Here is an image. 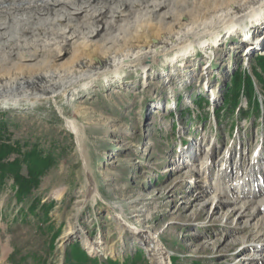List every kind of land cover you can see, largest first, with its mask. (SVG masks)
Listing matches in <instances>:
<instances>
[{"label": "rangeland", "instance_id": "rangeland-1", "mask_svg": "<svg viewBox=\"0 0 264 264\" xmlns=\"http://www.w3.org/2000/svg\"><path fill=\"white\" fill-rule=\"evenodd\" d=\"M261 8L252 11L264 22ZM255 16L230 20L233 28L245 26L250 41L239 31H220L219 45L207 49L211 58L195 45V52L174 66L168 63L174 52H168L146 70L126 66L96 77L83 76L81 68L57 71L52 98L26 89L0 100V142L19 145L21 155L35 147L54 160L39 185L21 198L11 174L0 183V264H151L138 233L157 235L171 264H247L244 258L255 254L250 247L260 228L236 230L234 217L211 216L220 204L209 186L214 179L228 187L238 162L244 173L255 150L263 155L264 91L252 72L261 53L253 48L264 46V23L254 22ZM57 52L53 63L62 59ZM241 53H252L246 69ZM22 74L9 79L23 82ZM236 74L252 77L250 97L232 85ZM145 76L147 87L142 85ZM66 119L77 127L78 139ZM201 135L209 140L196 154L189 139ZM182 139L187 146L177 153ZM206 148L211 162L201 160ZM182 152L192 155L180 165ZM228 153V177L214 175ZM17 157L11 154L6 162ZM194 159L197 166L189 163ZM207 163L214 164L213 173L199 180L194 168ZM262 163L254 165L258 175L264 158ZM20 174L27 175L25 164ZM88 174L97 187L94 195L88 194ZM224 203L220 209L229 212ZM91 246L101 251L90 252Z\"/></svg>", "mask_w": 264, "mask_h": 264}, {"label": "bare ground", "instance_id": "bare-ground-1", "mask_svg": "<svg viewBox=\"0 0 264 264\" xmlns=\"http://www.w3.org/2000/svg\"><path fill=\"white\" fill-rule=\"evenodd\" d=\"M263 6L264 0H0V100L8 101L17 91L26 89L40 90L44 96L52 98L55 83L51 79L57 71L67 73L81 68L83 76L96 77L126 66L137 65L146 70L151 61L164 57L168 52H174L175 57L168 60L174 66L177 59L193 54L195 45L211 58L212 52L207 49L219 45L222 40L218 36L220 31L224 30V34L229 35L239 31L250 41L245 26L242 29L233 28L230 20L243 22L255 16L256 10H261ZM254 22L258 25L264 23L261 16H255ZM205 36H209L211 41H203ZM181 38L192 43L181 45L177 42ZM57 51L63 57L53 63L51 58L58 56ZM48 55L50 59L43 62V57ZM34 57H39V60H33ZM19 73L24 74L21 76L24 83L18 78L9 79ZM208 76H211L210 72ZM149 84L145 76L142 85L147 87ZM66 120L67 127L78 139L77 127ZM257 150L250 157L249 170L242 173L243 164L238 162L236 174L230 177L233 180L228 178V187L222 188L221 180L215 182L214 179L209 186L217 194L214 200L217 199L220 206L225 201L230 205L229 212H223L218 206L211 216L221 213L228 221L234 217L236 230L251 226L254 231L260 228L250 247L255 254L244 258L247 264H264V172L258 175L254 170L261 162V151L257 153ZM209 153L210 148L200 152L203 162L210 161ZM188 155L192 154L181 153L180 165L187 162ZM227 162L221 175L219 172L223 168H217L218 176L228 177ZM212 167L213 164H204L196 170L197 176L209 173ZM88 179V194L94 195L96 184L89 174ZM59 193L58 197L61 196ZM204 193L205 190L199 197H203ZM137 236L151 264H171L167 250L157 235L138 233ZM89 248L90 252L101 251L99 246Z\"/></svg>", "mask_w": 264, "mask_h": 264}, {"label": "trees", "instance_id": "trees-1", "mask_svg": "<svg viewBox=\"0 0 264 264\" xmlns=\"http://www.w3.org/2000/svg\"><path fill=\"white\" fill-rule=\"evenodd\" d=\"M257 67L253 70V76L261 84L264 91V56L256 60ZM232 85L236 90L251 96L254 93V81L250 75L236 74L232 77ZM238 103V102H236ZM237 105V104H236ZM16 154L18 157L12 162H6L9 155ZM20 157V158H19ZM22 157V158H21ZM54 160L50 157H43L35 147L21 155L20 146L0 142V183L7 175L13 177L17 198L28 194L31 189H35L39 184V177L48 169ZM26 165L27 175L24 177L20 174L21 165ZM80 258H78L79 260ZM82 264V262H79Z\"/></svg>", "mask_w": 264, "mask_h": 264}]
</instances>
